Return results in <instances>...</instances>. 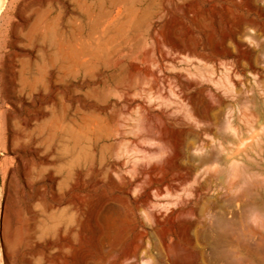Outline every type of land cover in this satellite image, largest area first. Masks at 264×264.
Segmentation results:
<instances>
[{
    "label": "rangeland",
    "instance_id": "obj_1",
    "mask_svg": "<svg viewBox=\"0 0 264 264\" xmlns=\"http://www.w3.org/2000/svg\"><path fill=\"white\" fill-rule=\"evenodd\" d=\"M112 2L82 21L77 0H14L0 20V264L259 263L264 0H134L140 30ZM19 9H54L79 51L62 71L44 55L34 90Z\"/></svg>",
    "mask_w": 264,
    "mask_h": 264
},
{
    "label": "bare ground",
    "instance_id": "obj_2",
    "mask_svg": "<svg viewBox=\"0 0 264 264\" xmlns=\"http://www.w3.org/2000/svg\"><path fill=\"white\" fill-rule=\"evenodd\" d=\"M82 2L85 9H77L80 10L82 13L81 20L84 21H91L93 18V6L94 4H99L100 6V12L103 9H107L111 4H113L112 0H77ZM14 2V0L8 1V0H0V20H3V24H7L9 19L11 18V13L9 11V6ZM134 0H119V3H122L125 9H129L131 11V14H134V18L132 20V24H135L133 29L140 30L145 23L144 15H139V11L137 9H140L138 7H134ZM119 8V4L118 7ZM134 9V10H133ZM20 10V11H19ZM19 13L21 17H25L27 15H30V18L27 20L26 23H18L16 27L23 29L24 33L23 35L25 38L30 42H40L43 44V46L39 49V51L42 54V64L39 65L38 71L36 74H30V76L27 78V80L23 83V90L29 89L34 90L37 85L42 81L44 76V68L43 66L47 65V62L44 61V55H47L48 58L52 59V62H54L53 67L56 68L57 71H62L65 69V61L72 62L73 65H77L79 62V51L72 47L71 49L68 48V54L65 53V45L62 43L63 41V32L59 30L58 28V17L59 13H54V9H32L29 13L25 9H19ZM12 11V10H11ZM62 11V9H60ZM13 12V11H12ZM112 16L111 12H106V17ZM139 16V17H138ZM108 19V18H107ZM106 20V25L107 24ZM2 23H0V35L2 34ZM5 28V27H4ZM151 28V25L148 26L146 31H149ZM149 33V32H148ZM153 38V37H152ZM49 45V46H47ZM83 52L84 54H94L95 51L92 49L91 44L86 45L84 44L81 47L80 53ZM68 57V59H67ZM28 71V70H27ZM31 72V71H30ZM247 250V249H246ZM250 251V249H249ZM254 253V251H251ZM256 252V251H255ZM252 255V253H251ZM257 255V254H256ZM253 254V258H254ZM256 258V256H255ZM263 258V257H262ZM258 258L259 263L257 264H264V258ZM257 260V259H256Z\"/></svg>",
    "mask_w": 264,
    "mask_h": 264
}]
</instances>
